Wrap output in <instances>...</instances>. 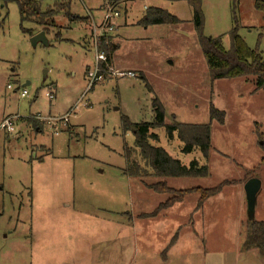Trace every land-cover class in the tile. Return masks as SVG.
Listing matches in <instances>:
<instances>
[{
    "label": "rangeland",
    "instance_id": "obj_1",
    "mask_svg": "<svg viewBox=\"0 0 264 264\" xmlns=\"http://www.w3.org/2000/svg\"><path fill=\"white\" fill-rule=\"evenodd\" d=\"M37 1L45 10L57 0ZM108 2L120 15L131 9L125 24L118 19L108 34L110 65L136 77L105 73L87 90L85 71L94 61L91 23L99 22ZM148 5L180 22L140 25ZM201 10L203 34L221 36L226 48L234 10L238 34L264 58V12L255 9L254 0H202ZM70 11L87 18L72 21L57 12L45 26L21 24L16 2L0 0V121L19 117L12 131L0 130V264H249L238 249L249 221H264V90L252 93L254 84L244 77L209 78L184 0H71ZM22 28L34 34L45 28L47 44L33 45ZM154 97L166 124L172 114L179 122L206 123L210 104L225 112L223 124L211 122L206 157L196 148L182 153L177 138L168 140L163 127L153 130L158 135L153 144L184 165L192 160L207 165V176L123 174L124 144L132 145L133 136L121 118L152 121ZM68 112L54 134L46 119ZM254 123L261 124L262 139ZM251 177L260 181L252 211L244 187ZM223 180L238 183L223 187L199 210H194L199 193L191 192L157 216H139L171 196L145 184L164 181L183 190ZM33 215L41 226L31 236ZM176 231V242L162 254Z\"/></svg>",
    "mask_w": 264,
    "mask_h": 264
},
{
    "label": "trees",
    "instance_id": "obj_2",
    "mask_svg": "<svg viewBox=\"0 0 264 264\" xmlns=\"http://www.w3.org/2000/svg\"><path fill=\"white\" fill-rule=\"evenodd\" d=\"M14 1L17 4L21 24L23 21L29 20L37 25L45 26L53 22L52 16L57 12H64L72 21L79 18H87L72 14L70 11L71 0H57L52 7L45 10L42 9L37 0ZM184 1L192 9L193 27L207 66L209 78L215 80L244 77L245 80H251L253 82L254 88L252 93L264 90V58L258 47L250 48L238 34L239 24L235 11L233 10L232 15L234 26L228 32L230 44L229 47L226 48L222 43L221 36L206 37L203 34L202 0ZM254 7L264 12V0H254ZM179 22L180 20L175 15L157 6H149L139 20V24L142 26L155 24L175 25ZM22 30L30 35L34 34L31 30L23 28ZM45 30L46 29L43 28L42 31L45 33ZM59 40L63 39L59 38ZM109 40L110 36L102 38L98 49L105 52L110 61L109 55L112 45ZM251 77L252 79H250ZM152 107L154 117L150 122H131L128 117L124 115L121 118L123 129L131 131L133 136L132 145H128L127 143L124 144L123 156L126 160V165L123 169V174L129 177L139 178L148 176H155L158 178L207 176V165H200L196 160H192L188 165H184L180 160L169 155L164 148L153 144L151 141H158V135L153 130L163 127L168 140L177 138L182 144V153H190L196 148L206 157L211 148V122L214 120L223 124L225 121V112L210 104L209 121L206 123L194 124L179 122L176 120V116L172 114V121L166 124L165 111L157 97L152 99ZM254 127L258 138L262 139L263 133L260 131L261 124L254 123ZM134 154L138 156V160L133 159ZM260 162L264 164V157L261 158ZM237 183L238 181L236 180H223L212 187H193L183 190H176L168 186L164 181L145 184L147 188L157 193H169L171 196L159 203L152 212L142 213L139 216L143 218L157 216L162 210L173 206L177 202H181L184 197L191 192L199 193L194 208V210H199L202 208L205 200L219 193L223 187ZM177 238L178 232L176 231L162 254H165L169 248L173 246ZM242 249H256L264 260L263 220L249 221L246 236L242 243Z\"/></svg>",
    "mask_w": 264,
    "mask_h": 264
},
{
    "label": "built area",
    "instance_id": "obj_3",
    "mask_svg": "<svg viewBox=\"0 0 264 264\" xmlns=\"http://www.w3.org/2000/svg\"><path fill=\"white\" fill-rule=\"evenodd\" d=\"M119 8L116 4L113 2H108L105 7L102 9V15L101 19L98 23H96L94 20H92L91 26V46L94 50V61L92 66L89 70V80L87 84V90L90 89V87L93 86L95 82L103 80V76L105 73H110L115 76H130V77H136V75L133 72L127 71H119V70H113L109 58L107 54L103 51H100L98 49L99 44L101 42L102 38H106L108 34L113 32L117 26V20L120 17ZM107 42V41H105ZM9 87V85L7 86ZM27 95V91L25 89H22L20 92V97H25ZM47 96L49 99H52L54 97L53 93L49 91L47 93ZM71 112V111H70ZM68 115L69 112L66 113L64 116L60 117L59 119H55L53 117H48L46 120L51 126L54 128V134L58 133V121H62L64 124L68 121ZM19 118L17 115H10L6 116L0 121V130H5L7 132H10L13 130V124L14 120ZM37 119H43L40 116L36 117Z\"/></svg>",
    "mask_w": 264,
    "mask_h": 264
},
{
    "label": "crops",
    "instance_id": "obj_4",
    "mask_svg": "<svg viewBox=\"0 0 264 264\" xmlns=\"http://www.w3.org/2000/svg\"><path fill=\"white\" fill-rule=\"evenodd\" d=\"M149 6V5H148ZM131 8V6H130ZM131 9H128V11H125L124 13V9L122 10V14L120 15L119 19V24H125V16L130 12ZM121 16H123V18H121ZM94 20V19H93ZM41 30H38L37 32H39ZM36 32V33H37ZM110 63H111V58H110ZM90 65L87 66L86 68V73L89 75V70H90ZM206 201V200H205ZM178 203V202H177ZM176 204V203H175ZM204 204V203H203ZM30 207L32 208V210L35 208L34 204L31 203ZM172 207V206H171ZM170 208V207H169ZM165 210V209H164ZM163 211V210H162ZM31 236H33L35 234V231L37 230V227L41 226V221L37 220L34 218V215L31 217ZM33 224H34V228H33ZM239 255L238 257L244 255L245 257L250 258V263L249 264H264V260L261 257V255L259 254L258 251H255V249H249V250H243V249H238ZM168 259V256H167Z\"/></svg>",
    "mask_w": 264,
    "mask_h": 264
},
{
    "label": "water",
    "instance_id": "obj_5",
    "mask_svg": "<svg viewBox=\"0 0 264 264\" xmlns=\"http://www.w3.org/2000/svg\"><path fill=\"white\" fill-rule=\"evenodd\" d=\"M38 41L47 44V40L45 39V33L43 31H39L36 34L32 35L31 37L32 44L35 45ZM244 187L248 199L249 208L250 211H252L255 195L260 188V181L255 177H251L245 182Z\"/></svg>",
    "mask_w": 264,
    "mask_h": 264
}]
</instances>
